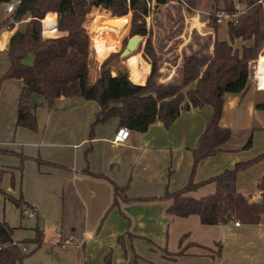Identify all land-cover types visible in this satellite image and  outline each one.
I'll return each mask as SVG.
<instances>
[{
	"label": "crops",
	"instance_id": "crops-1",
	"mask_svg": "<svg viewBox=\"0 0 264 264\" xmlns=\"http://www.w3.org/2000/svg\"><path fill=\"white\" fill-rule=\"evenodd\" d=\"M19 1H0V169L4 170L0 180V220L7 221L14 231L23 228L25 205L23 208L17 206L12 197L35 207L36 226L40 220L44 221L45 227L57 235V241L73 236L82 241L78 245L86 254L102 249L103 261L109 252L116 250L111 245L114 242L121 243V250L126 249L127 238L134 241L142 238L149 242L151 253L148 257L143 253L142 256L136 254L140 256L141 264H147L142 261L146 257L150 259L146 260L148 264H264V222L206 225L196 214L181 217L166 211L170 204V200L162 198L166 191H176L189 181L192 149L210 119L211 106L182 111L169 128L156 121L145 132L130 130L128 139L120 142H114L119 127L117 119L97 125L93 137H90L99 105L94 100L79 97L61 96L51 107L39 105L35 110L36 130L17 125L23 82L18 78L3 81L1 78L10 67L7 56L9 40L28 20L11 23L13 13L7 10V3L17 5ZM237 1L236 7L243 8V4ZM202 2L205 0H197L196 8L211 11L208 0L204 8ZM54 14L57 37L65 32L58 30L57 13ZM192 14H195L192 28L206 36L210 50L208 55L201 52L198 55H212L216 39L230 41L228 22L225 26L218 24L215 29L207 15ZM156 27L152 23V31ZM153 36L152 32L155 44ZM252 43L253 40L238 38L233 41V46L241 50ZM136 54L139 69L142 67L139 64L142 52ZM107 56L100 59L96 54L93 57L90 49V84L99 77L101 63ZM27 61L31 62L32 58L28 57ZM165 67L163 65L160 69L163 74L170 72L169 67ZM132 70L130 65V73ZM168 78H162L161 82L170 83ZM257 84L264 89L262 81ZM261 91L264 90H257L251 81L246 92L225 95L220 123L233 130L232 138L225 150L199 162L195 181H203L232 168L237 162L264 153V108L256 107L264 102V96L259 94ZM34 101L40 103L42 99L37 97ZM251 133L252 146L242 149ZM263 175L264 157L238 173L237 191L257 201L261 197L258 183ZM111 182L127 186L126 195L129 197L128 201L120 200L112 208ZM215 190L216 184L211 182L199 186L189 195L200 198ZM106 232L110 238L108 244L103 245ZM13 239L20 240L14 235ZM63 257H58L57 261ZM67 261L71 264L70 260ZM137 261L135 259V263Z\"/></svg>",
	"mask_w": 264,
	"mask_h": 264
},
{
	"label": "trees",
	"instance_id": "trees-1",
	"mask_svg": "<svg viewBox=\"0 0 264 264\" xmlns=\"http://www.w3.org/2000/svg\"><path fill=\"white\" fill-rule=\"evenodd\" d=\"M170 0H20L15 7L13 17L16 20L28 18L9 40L7 56L10 67L1 80L18 78L23 82L20 93L17 125L33 130L38 128L35 110L39 105L51 107L55 101L66 98L94 100L99 105L91 125L90 137L99 124L117 119L118 126L129 130L145 132L149 126L161 121L166 128L190 108H203L206 105L213 111L197 145L192 149L193 164L188 183L176 190L169 191L162 198L170 200L166 211L169 214L187 217L199 216L202 224L239 222V224H258L264 222V175L258 183L262 201L250 200L236 189V179L240 171L264 157H256L237 162L232 168L211 176L203 181H195V172L199 162L226 149L233 130L221 125L227 93H244L251 86L253 61L258 58L264 44V0H239L243 4L242 13L236 21L228 23L230 41L216 39L210 56L190 54L183 58L181 79L177 83H160L159 56L152 41L151 28L147 27V17L153 7L166 4ZM193 8L197 0H187ZM211 14L210 24L217 29L216 13L219 11L236 12L235 0H208ZM103 8L106 11H99ZM94 9V10H93ZM191 9V8H189ZM65 34L50 38L43 35V23L46 21ZM109 12V13H108ZM130 22V37L140 35L145 38L142 56L150 61L153 73L148 78L150 65L135 68L131 78L127 70L112 75L108 64L119 53L111 52L101 63L99 77L94 83L88 82L89 54L91 36L100 27L108 26L125 29ZM56 29V28H55ZM237 38L253 40L252 45L234 48ZM128 39H125V45ZM124 45V47H125ZM32 56V61L27 59ZM146 76L147 79L146 80ZM136 83H134L132 80ZM146 83L141 84L143 82ZM42 102H35V98ZM257 108H264V102ZM252 146V133L242 149ZM41 162L40 159H37ZM4 170L0 169V180ZM102 176L103 175H98ZM106 178V177H105ZM214 182V193L196 198L189 193L199 186ZM111 207L120 200L128 201L127 186L114 182ZM11 200L19 207L29 206L20 199ZM23 211V210H22ZM14 227L0 220V264L22 262L24 247L33 243L37 250L43 243L44 233L39 225L35 227V236L15 241ZM183 251V250H182ZM180 251V252H182ZM112 254L105 257V264H111Z\"/></svg>",
	"mask_w": 264,
	"mask_h": 264
},
{
	"label": "rangeland",
	"instance_id": "rangeland-1",
	"mask_svg": "<svg viewBox=\"0 0 264 264\" xmlns=\"http://www.w3.org/2000/svg\"><path fill=\"white\" fill-rule=\"evenodd\" d=\"M17 2L18 0H9V2ZM201 2L202 0H198ZM239 2V0L237 1ZM203 6L207 5V0L205 3L202 2ZM240 3V2H239ZM99 9V11H106L103 8H94ZM93 9V10H94ZM49 13V12H48ZM109 13V12H108ZM192 13H197L193 9H189L187 6L183 5L179 0H172L169 4L165 6L153 7L151 10V19L147 17V27L151 28L152 31V23L155 25L156 29L152 31L154 33L155 50L159 56V74L157 76V81L160 83L161 79L169 76V82L177 83L178 80L181 79V67L183 63V58L189 54H202L208 55L209 44L206 36L203 33L196 32L194 28H192V18L194 15ZM129 25L125 34V29H113L116 30L117 35L121 36L122 43L117 48V50L113 51L119 53V55H115L109 61V68L111 72H115L117 74L118 71L127 70L129 72V76L131 78L130 73V65L133 67L132 72L135 70L138 62L137 52H142V47L145 43V38L142 37L140 44L137 48L131 52L129 55L121 56V51L125 45V39L130 38V22H131V12L129 13ZM205 16L204 14H201ZM27 19V18H24ZM46 22V21H45ZM44 22V23H45ZM221 25H227V22L222 23ZM201 35V37H200ZM229 36V35H228ZM91 38V37H90ZM153 39V38H152ZM238 39V38H237ZM236 40V39H235ZM93 41L91 39V52L93 53V57L96 56V51L94 50ZM201 45L202 47H200ZM200 47V50L199 48ZM121 48V49H120ZM120 49V50H119ZM259 54H264V44L259 52ZM92 57V58H93ZM32 56H29L31 59ZM148 62V64L143 63L144 61ZM130 64V65H129ZM139 64L142 66L152 65L150 61L145 59L143 56L139 59ZM169 67V73L163 74L161 72V67ZM165 67V68H166ZM167 69V68H166ZM167 71V70H165ZM254 73V70H253ZM149 76V75H148ZM149 78V77H148ZM253 78V74L251 75V81ZM146 83V82H145ZM144 84V83H143ZM264 96V91L259 93ZM112 121V119L110 120ZM10 186L13 188V182L10 183ZM8 200L10 198L7 197ZM25 207V206H24ZM23 208V207H22ZM22 219H23V228L17 229L13 231V235L15 237L23 239H29L35 236V226H36V216L29 217L25 212V208L22 211ZM40 228L44 231V239L42 245L35 251V245L33 243H29L24 247V257L22 262L17 264H60L63 259L70 260L71 264H84L87 262L88 264H105V260L103 261V250H96L92 253H85V251L78 245L77 242L82 244V241L74 238V242L66 248H63L59 241H57V235L55 236L54 231L48 230L45 227L44 221H39ZM33 227V228H31ZM107 233V232H106ZM32 235V237H31ZM110 235L107 233L103 237V245L108 244L107 240H109ZM118 241V240H117ZM148 241L146 239H140L134 241L133 239L127 238L126 249L120 250L121 243L114 242L112 247H115L116 250L111 252L113 264H141L140 256H136L139 254L142 256L150 255L151 251L149 249ZM120 244V245H119ZM101 244H99L100 246ZM118 252V254H117ZM64 256L62 260L57 261L58 257ZM148 257V256H147ZM146 257V258H147ZM143 258H145L143 256ZM143 259V263H147L146 260ZM135 259H137L138 263H135Z\"/></svg>",
	"mask_w": 264,
	"mask_h": 264
},
{
	"label": "built area",
	"instance_id": "built-area-1",
	"mask_svg": "<svg viewBox=\"0 0 264 264\" xmlns=\"http://www.w3.org/2000/svg\"><path fill=\"white\" fill-rule=\"evenodd\" d=\"M179 1L183 5L187 6L188 8L193 9L194 11H196L199 14L201 13V14H204V15H207V16H209L211 14L210 11H205V10H201V9H197V8L191 7L187 0H179ZM15 7H16L15 4L7 3V10L10 13H13L15 11ZM242 11H243L242 8H237V11L233 12V13H230V12H227V11H219V12L216 13L217 23L221 24V23H224V22H228L229 23V22L236 21L237 17L242 13ZM17 22H18V20H16L14 17L11 19V23L12 24H16ZM42 23H43V35H44L45 32H47V30L45 28V24H44L43 20H42ZM260 55L261 54H259L258 58L253 61L254 73H253L252 82H253V84H254V86L256 87L257 90H264V89H261L259 87V85L257 84V80H256V72L258 70V62H259ZM129 136H130V130L127 127H125V126L118 127V129L116 131V135L114 137V142L125 141V140L128 139ZM24 208H25L26 214H28L29 217H33L37 213L36 212L37 210H36L35 207L25 206ZM235 223L239 224V222H235ZM73 242H74V238L72 236H68L67 238L62 240L60 242V244H61V246L63 248H66L69 245H71ZM77 243L80 244L79 242H77Z\"/></svg>",
	"mask_w": 264,
	"mask_h": 264
},
{
	"label": "bare ground",
	"instance_id": "bare-ground-1",
	"mask_svg": "<svg viewBox=\"0 0 264 264\" xmlns=\"http://www.w3.org/2000/svg\"><path fill=\"white\" fill-rule=\"evenodd\" d=\"M44 24L46 30L55 35V28L47 22ZM91 39L93 41L94 50L100 59L107 56L111 50L117 49L122 43L121 36L117 35L115 29L108 26L100 27L99 30L91 36ZM256 79L259 83L260 81L264 83V54H261L259 58Z\"/></svg>",
	"mask_w": 264,
	"mask_h": 264
},
{
	"label": "water",
	"instance_id": "water-1",
	"mask_svg": "<svg viewBox=\"0 0 264 264\" xmlns=\"http://www.w3.org/2000/svg\"><path fill=\"white\" fill-rule=\"evenodd\" d=\"M0 1L9 2V0H0ZM44 35H45V37H50V38L56 37L53 33H50L49 31L45 32ZM141 40H142V37L140 35H134V36L130 37L128 39L125 47L121 51V56H126V55H129L131 52H133L137 48V46L140 44ZM148 71H149L148 72L149 73L148 75L151 76L152 73H153V66L152 65H150V67L148 68ZM112 75L113 76H116V73L115 72H112ZM261 201H262V197H259L257 199V202H261ZM60 264H69V263H68L67 260H62Z\"/></svg>",
	"mask_w": 264,
	"mask_h": 264
}]
</instances>
